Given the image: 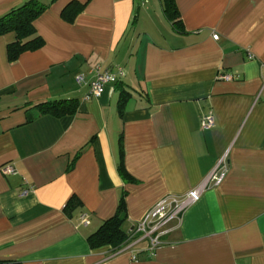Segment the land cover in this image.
<instances>
[{"label":"crops","instance_id":"1","mask_svg":"<svg viewBox=\"0 0 264 264\" xmlns=\"http://www.w3.org/2000/svg\"><path fill=\"white\" fill-rule=\"evenodd\" d=\"M27 1L0 0V18ZM35 1L47 6L34 23L43 48L9 63L15 35L0 37V169L16 170L0 173V261L264 264V0H174L182 34L161 0L159 10L149 0ZM71 2L85 7L67 24L60 14ZM97 65L124 73L121 118L114 84L84 101L75 83ZM71 99V117L38 115ZM209 113L214 126L202 130ZM120 138L135 184L117 173ZM222 157V182L166 226L153 253L130 237L118 250L90 249L86 239L123 193L132 230L159 200L208 179Z\"/></svg>","mask_w":264,"mask_h":264},{"label":"trees","instance_id":"2","mask_svg":"<svg viewBox=\"0 0 264 264\" xmlns=\"http://www.w3.org/2000/svg\"><path fill=\"white\" fill-rule=\"evenodd\" d=\"M54 1V0H53ZM163 14L171 24L173 30L179 34L183 33L179 14L176 9L174 0H161ZM85 5L77 2L69 3L60 14L63 22L72 24L77 16L81 14ZM47 6L30 0L21 6L10 10L0 18V37L7 34H14V41L7 45L6 53L9 63L16 62L24 53L35 52L43 48L44 41L36 35L34 23L46 11ZM118 94L116 110L121 118L124 109L130 99V93L123 87L121 82L114 84ZM77 101L74 99L56 101L41 106L38 115L50 116L53 118L71 117L77 111ZM117 173L122 181L126 184H135L136 182L126 173L124 168V158L121 138L118 141V165ZM126 194L123 193L118 201L115 214L103 222L100 227L86 239L90 249H98L109 246L115 250L120 249L126 243L132 234V230L125 228L127 222V212L125 203ZM71 210L79 207L76 200H71ZM66 211V210H65ZM0 264H19L10 261H0Z\"/></svg>","mask_w":264,"mask_h":264},{"label":"built area","instance_id":"3","mask_svg":"<svg viewBox=\"0 0 264 264\" xmlns=\"http://www.w3.org/2000/svg\"><path fill=\"white\" fill-rule=\"evenodd\" d=\"M216 41L218 37L212 36ZM124 77L122 69L117 68L115 72L102 70L100 66L90 68L86 73L77 74L74 79L79 87L86 88L87 92L83 98L84 101L98 99L104 91L105 86L120 82ZM214 126L213 116L209 113L201 121L202 130H210ZM227 171L225 157H222L208 179L203 181L199 186L195 187L181 198L166 197L159 200L154 207L145 213L143 217L133 226L130 239L135 241H147L146 250L153 253L160 248L163 243L161 238L166 234L165 228L174 221H179L181 213L190 205L196 203L201 193L209 186L217 187L223 180ZM3 176H11L16 174V170L12 164H8L0 169ZM28 192L23 191L22 196ZM80 226H88V217L82 214L78 218Z\"/></svg>","mask_w":264,"mask_h":264},{"label":"rangeland","instance_id":"4","mask_svg":"<svg viewBox=\"0 0 264 264\" xmlns=\"http://www.w3.org/2000/svg\"><path fill=\"white\" fill-rule=\"evenodd\" d=\"M157 0H149V3L146 5V8H150L151 5L153 6H156V10L158 9L159 10V6L157 4ZM161 7H162V4H161Z\"/></svg>","mask_w":264,"mask_h":264}]
</instances>
